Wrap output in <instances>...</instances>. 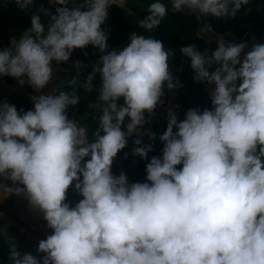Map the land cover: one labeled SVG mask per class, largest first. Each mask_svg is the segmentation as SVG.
I'll list each match as a JSON object with an SVG mask.
<instances>
[{"label":"clouds","instance_id":"1","mask_svg":"<svg viewBox=\"0 0 264 264\" xmlns=\"http://www.w3.org/2000/svg\"><path fill=\"white\" fill-rule=\"evenodd\" d=\"M8 2L26 10L36 0ZM250 2L153 0L137 22L148 34L132 31L126 46L109 50L111 30L102 25L116 0H47L55 9L40 5L47 29L34 14L10 37L0 49V77L34 94L29 110L0 100V188L23 198L50 230L35 255L10 237V264H264V43L228 40L231 33L216 34L205 19L235 18ZM169 11L201 19L197 38L213 34L217 45L179 48L211 103L188 108L182 120L180 105L164 99L184 86L172 67L176 52L153 35ZM89 46L101 53L81 84L98 92L94 127L69 116L81 100L75 89L44 93L58 79L53 64ZM161 107L163 147L149 158L157 136L145 126ZM130 138L131 155L147 161L144 182L112 171ZM70 190L80 197L74 204Z\"/></svg>","mask_w":264,"mask_h":264},{"label":"rangeland","instance_id":"2","mask_svg":"<svg viewBox=\"0 0 264 264\" xmlns=\"http://www.w3.org/2000/svg\"><path fill=\"white\" fill-rule=\"evenodd\" d=\"M119 2L120 0H116V4H119ZM75 3L78 4V0H75ZM257 3L264 13L263 0H257ZM34 14L38 13L32 11L31 9L21 10L14 2H8L5 4L4 0H0V49L9 45L11 36L18 38L28 27H30L31 16ZM41 22L45 25V29H47L48 22L43 16H41ZM196 22L199 28L201 19L196 17ZM215 33H231V35H225V38L228 40H235L236 42H241L244 40L242 37L236 36L232 31H228L226 33ZM205 39L206 40L203 41L206 43V48L208 49L210 44H216L213 34H208ZM207 39H212V41L209 43L207 42ZM256 40L260 43H264V29L258 34ZM127 42H130L129 36L127 38ZM112 49L119 48L109 46V50ZM100 55L101 53L95 49L89 55V58L94 64ZM53 67L54 70H56L55 75L58 79L54 80L52 84L44 89L45 94H47L49 89L53 86H60V90L69 95H72L73 90L75 89L76 94L80 95L81 100L79 105L69 108L68 113L70 117H78L88 108L99 110L100 101L98 99V92L96 90L89 91L88 89L81 87V84L83 83L87 73L91 71L92 67H84L81 71L78 69V67L72 64L57 65L54 63ZM74 78L76 79L77 83L70 87L69 82ZM61 82H63L62 85ZM94 86L95 89H99V76H97ZM205 89L208 93L206 85ZM0 93L3 95L0 100L7 99L9 103L16 105L18 109L23 108L25 110H29L33 107L32 101L30 99L31 95L34 94L32 88L27 84L22 87L19 86L15 78L0 77ZM11 94H16L18 99L13 101L9 99V95ZM175 100L176 93H172L170 95L169 101L166 103V106L177 105ZM178 118L181 120L183 119L180 110H178ZM165 121H167L166 110L164 107H161L158 108L157 115L153 118L151 123L145 126L146 128H150L152 132L156 133L157 139L153 143L158 145V150L160 152L163 145L159 141V135L162 134L166 129V126H163ZM142 139L144 143L150 142L148 136H143ZM121 169L126 172V167L123 165V157L118 155L114 161L112 171L114 174L118 175ZM144 179L145 178L133 181L129 179V182H144ZM69 199L72 200L74 204L80 199V197L78 194L70 190ZM49 233L50 230L46 228L43 219L27 210V202L23 198L10 196L3 188H0V264H10L8 259L10 237L16 240L17 248L21 253L32 252L35 255L38 241L46 238Z\"/></svg>","mask_w":264,"mask_h":264},{"label":"trees","instance_id":"3","mask_svg":"<svg viewBox=\"0 0 264 264\" xmlns=\"http://www.w3.org/2000/svg\"><path fill=\"white\" fill-rule=\"evenodd\" d=\"M81 1L82 0H78V4ZM152 2L153 0H129L126 1L123 9L116 6L118 4L109 7L108 18L102 27L111 30L108 39L110 47H118L119 49H122L128 44L127 38L132 31L140 34H148L145 33V30L137 27V22L139 19L148 15L147 8ZM162 2L169 4L170 7V0H162ZM249 9L250 11H248ZM206 20L211 23L215 32L226 33L232 31L236 36L242 37L244 40H251L252 37L256 38L264 29V13L259 7L257 0H251L249 5L242 7L235 18L216 19L215 17L209 16ZM197 31L198 24L195 16L186 13L173 14L169 11L168 17L153 33L155 38L160 39L164 42L166 47H170L172 51L176 52L172 61V67L173 71L177 69L175 75L184 85L183 88L176 92V103L180 105L179 110L183 118L184 112L188 108L200 107L203 109L205 107H211L210 97L206 92L205 85H198L193 82V72L189 66V61L179 52V48L186 44H195L201 51L206 48V43L197 38ZM216 46V44L212 43L209 45V49L214 50ZM93 50H95V48L92 46L85 49L88 55H90ZM84 67L85 66H79L78 69L81 71ZM171 94L172 93H166L164 98L166 103L169 101ZM2 96L3 95L0 93V98ZM9 96V99L12 101L18 99L16 94H11ZM98 115L99 110L88 108L83 114L76 117V119L78 122L88 123L90 126L94 127L97 121L93 120L92 117ZM163 126H167V121L164 122ZM132 147L133 144L130 138L128 146L118 155L123 157V165L126 167V174L129 179L132 181L141 180L145 178L146 175L145 166L147 161L131 155ZM125 152L129 153L126 159L124 158ZM160 154L161 152L158 150V145L154 144V151L149 153V158L153 155Z\"/></svg>","mask_w":264,"mask_h":264},{"label":"water","instance_id":"4","mask_svg":"<svg viewBox=\"0 0 264 264\" xmlns=\"http://www.w3.org/2000/svg\"><path fill=\"white\" fill-rule=\"evenodd\" d=\"M43 4L44 7L46 8H51V10L54 12L55 9L53 6H50L48 5L47 3V0H36V3L33 5L32 8H30L31 10L39 13L41 16H43L47 22H48V17L43 15L40 11H39V8H40V5ZM85 49L84 50H80V49H77L73 52L69 62L67 64H72L76 61H79L82 65L81 66H85V67H92L93 65V62L92 60L89 58V55H85Z\"/></svg>","mask_w":264,"mask_h":264},{"label":"crops","instance_id":"5","mask_svg":"<svg viewBox=\"0 0 264 264\" xmlns=\"http://www.w3.org/2000/svg\"><path fill=\"white\" fill-rule=\"evenodd\" d=\"M175 102H176V100H175Z\"/></svg>","mask_w":264,"mask_h":264}]
</instances>
